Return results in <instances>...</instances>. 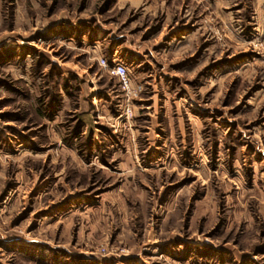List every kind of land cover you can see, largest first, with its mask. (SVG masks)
<instances>
[{
	"label": "rangeland",
	"instance_id": "rangeland-1",
	"mask_svg": "<svg viewBox=\"0 0 264 264\" xmlns=\"http://www.w3.org/2000/svg\"><path fill=\"white\" fill-rule=\"evenodd\" d=\"M0 264H264V0H0Z\"/></svg>",
	"mask_w": 264,
	"mask_h": 264
},
{
	"label": "built area",
	"instance_id": "built-area-1",
	"mask_svg": "<svg viewBox=\"0 0 264 264\" xmlns=\"http://www.w3.org/2000/svg\"><path fill=\"white\" fill-rule=\"evenodd\" d=\"M102 65L106 68L110 75L118 77L124 89H129L130 79L127 68L124 64L116 62L113 65H108L106 64L105 60H102Z\"/></svg>",
	"mask_w": 264,
	"mask_h": 264
}]
</instances>
